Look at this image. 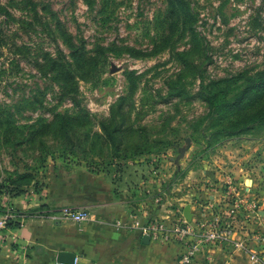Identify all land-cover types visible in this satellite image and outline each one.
<instances>
[{"label": "rangeland", "instance_id": "1", "mask_svg": "<svg viewBox=\"0 0 264 264\" xmlns=\"http://www.w3.org/2000/svg\"><path fill=\"white\" fill-rule=\"evenodd\" d=\"M186 1L193 20L182 27L167 0H0V218L14 211L11 198L42 193L60 168L108 171L164 159L176 182L207 173L176 191L164 223H214L235 216L236 199L249 210L237 214L241 237L248 232L253 247L264 246V120L244 123L264 111V92L233 130L204 98L227 85L239 93L264 74V0ZM79 113L92 115L85 130H40ZM110 118L123 130L100 138L99 122ZM137 144L143 154H134ZM237 177L247 179L244 195ZM232 248L194 264H228L230 255L233 264H251Z\"/></svg>", "mask_w": 264, "mask_h": 264}, {"label": "crops", "instance_id": "2", "mask_svg": "<svg viewBox=\"0 0 264 264\" xmlns=\"http://www.w3.org/2000/svg\"><path fill=\"white\" fill-rule=\"evenodd\" d=\"M113 167L108 171H93L85 165L60 168L47 174L42 193L11 198L14 221L19 225L0 232V264H61V253L75 256L74 264H181V245L150 237L146 243L148 236L138 225L173 218V209L168 208L178 200L176 191L203 181L200 178L207 173L203 169L191 172L176 182V168L164 159L134 160L120 169ZM236 179L238 193L244 195L247 189L242 181L247 183V179ZM208 194L204 192L203 197ZM187 206L194 209L186 203L183 212ZM64 207L90 211V222L55 220L54 213ZM204 209L208 213V207ZM18 211L24 215L18 216ZM222 247L204 257L213 259ZM234 259L230 255L228 264ZM64 261L73 264L71 257Z\"/></svg>", "mask_w": 264, "mask_h": 264}, {"label": "built area", "instance_id": "3", "mask_svg": "<svg viewBox=\"0 0 264 264\" xmlns=\"http://www.w3.org/2000/svg\"><path fill=\"white\" fill-rule=\"evenodd\" d=\"M226 183L230 185L231 191L235 192L236 187L233 179L228 178ZM232 206L233 209L240 208L235 212V216L225 214L216 216L214 223L207 222L198 227H194L182 219L172 221L170 224L164 223V220H153V222L147 225H138V227L141 229L143 235L153 240L181 245L183 248L181 264H194L200 254H210L213 249L226 244L232 246L235 251L244 254L251 264H264V246L260 248L253 247L249 240L248 232L245 233V238H242L241 234L243 232L239 230L240 228L237 225V214L239 211L243 212V210L249 213L248 208L242 205V201L236 199L233 201ZM53 217L57 221L85 224L90 222L91 213L86 209L64 207L55 212ZM14 219L15 215L13 211L0 218V232L6 230ZM249 222L247 221V224Z\"/></svg>", "mask_w": 264, "mask_h": 264}, {"label": "trees", "instance_id": "4", "mask_svg": "<svg viewBox=\"0 0 264 264\" xmlns=\"http://www.w3.org/2000/svg\"><path fill=\"white\" fill-rule=\"evenodd\" d=\"M168 4L171 8V14L176 15V20L180 22L182 27L189 26L188 24H191L193 20V15L190 11V5L186 0H167ZM74 52V58L76 67H78V71H81L79 69V59L82 58L83 55L76 56V50ZM90 70L88 69V72ZM81 73V72H80ZM82 79H86L83 74H80L78 76ZM231 85H227L221 88H218L215 91L206 92L204 98L209 103L210 108L212 109V112L215 114H220L221 119H228L230 121L231 128L234 129V127L241 126V123H236L235 118L240 117L241 115H248L251 116V113L249 111L254 107L256 104V100L261 97L260 92H264V74L260 76L258 79H253V81L249 82L246 86L242 88V90L239 93H234V91L231 89ZM68 86H63L62 90L64 92H67ZM78 91L77 87H74L70 90V94L76 93ZM202 95H204L202 93ZM81 115V116H80ZM234 118V119H233ZM55 122L50 123L49 125H43L41 126L40 130H47L48 128H51L52 125L55 130H63V132H68L70 130H85L87 128L89 120H92V115L89 114H83L79 113L76 117H71L67 115H57L55 116ZM264 120V111L257 112L256 116H253L249 119L245 120V124L249 125V123H255L258 121ZM111 121V118L102 120L99 122V130H101L102 134H99V137L102 138V136L107 137V130H114L115 132H118L120 130H123L121 125L112 126L109 124ZM248 127V126H245ZM243 129V127L241 128ZM237 129V130H241ZM127 130V129H126ZM133 149L135 151V155L143 154L142 146L139 144L133 146ZM18 216H23L24 214L20 213L19 211L16 212ZM19 225V221H14L9 224V226L12 225Z\"/></svg>", "mask_w": 264, "mask_h": 264}, {"label": "water", "instance_id": "5", "mask_svg": "<svg viewBox=\"0 0 264 264\" xmlns=\"http://www.w3.org/2000/svg\"><path fill=\"white\" fill-rule=\"evenodd\" d=\"M187 143H188V146H190V145H189V144H190V140H188ZM184 151H185V150L182 151V156H183ZM184 216H185V218H186L187 220H189V221L192 220L191 206H187V207L185 208ZM149 241H150V238H149V237H145V238H144V242L149 243ZM67 257H71V258L73 259L72 263H73V264L75 263V256H72V255H70V254H68V253H61V254L59 255V259H58L59 263H61V264H69V263H67V262L64 261Z\"/></svg>", "mask_w": 264, "mask_h": 264}]
</instances>
